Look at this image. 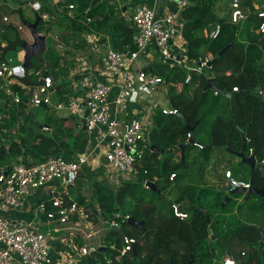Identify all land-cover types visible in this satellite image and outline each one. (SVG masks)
<instances>
[{"label":"trees","instance_id":"1","mask_svg":"<svg viewBox=\"0 0 264 264\" xmlns=\"http://www.w3.org/2000/svg\"><path fill=\"white\" fill-rule=\"evenodd\" d=\"M42 1L43 10L53 17L48 22L46 31H51L55 25L58 29L56 36L58 42L66 46L63 54H59L53 46L46 51L48 56L56 54L55 59L46 65V69L55 81L57 77L52 75L51 69L61 67L66 70L61 66L63 56L83 49L86 44L85 36H98L105 43L107 41V44L116 51L136 50V46L132 42L134 30L125 17L126 0H119L121 5L115 0H61L58 5L51 4L49 0ZM216 1L191 0L179 17L185 58L189 62L196 63L209 57L210 65L200 72L195 71L189 74L178 67L167 68L166 71L159 73L169 85L170 106L183 117L184 123L178 116L154 113L150 119L151 130L147 135L149 150L143 161L148 172L147 175L134 181L125 182L119 188H111L103 181H98L92 173L89 200L86 201L83 197H78L76 200L89 210L93 219L98 216V213L104 219H110L113 213L122 212L123 215L128 214L135 220L143 222L142 228L139 229L126 223L122 224L123 220H119V232L110 230L106 232L104 239L108 242L106 249L103 252L98 251L94 256L82 260L79 264H186L190 256V249L194 257L192 264H207L205 261L210 257V254L207 249H204L203 243L209 235L206 216L210 217V215L198 204V201L204 200L210 194L215 199L216 205L219 206L222 194L215 190H200L196 198L192 197L185 210L183 209L187 218L179 220L172 216L171 204H169L168 214L160 213L154 204L139 197V191L146 190L141 184L144 180L152 182L153 178H156L157 181L154 184L161 191V187L166 186L165 183H168L171 174L177 176L178 169H183L184 165L180 162L175 163L173 159L179 153V146L188 140V133L184 127L196 124L193 131L195 139L196 129L204 124L205 119L215 109L220 99L223 103L218 104L217 107H222L224 113L214 117L211 122L209 148L240 152L243 146L240 129H243L246 155L254 156L257 163L264 160V102L252 94L259 86H264V74H262L264 70L254 67L255 60L260 55V49H258L257 36L249 33L250 29H258L261 19L252 9L254 0H241V10L248 11L247 20L243 26L232 24L230 18L218 19L214 13ZM137 2L142 3L141 0H132V5L134 6ZM70 3L75 6L71 11V17L68 16L66 7ZM18 13L21 23L24 25L34 22V19L29 20L23 15L21 8ZM216 25L220 27L218 37L214 40L205 38L203 30L210 31ZM43 28L44 24L39 22L36 30L41 32ZM243 33L252 44L249 49L240 41ZM2 43H5L3 48L1 47ZM226 46L228 48L220 56L219 53ZM21 50L15 44V38L10 39L5 34V30L0 33V60L14 57ZM250 50L251 56L248 58ZM41 57L37 60L40 61ZM248 59H252L250 63H248ZM32 61L33 57L30 60L31 70L43 67ZM67 62L72 63V61ZM31 70L27 69L28 72ZM187 75H189V80L185 82ZM209 79H212L216 88L234 93L231 99V113L227 111L225 97L222 94L215 95L209 90L204 92ZM31 81V76H28L23 80V83H33ZM68 85L69 83H66L65 87L67 88ZM66 88L63 89V85L56 87L60 93L68 92ZM234 88L237 89V92L233 91ZM14 90L22 93L18 87H14ZM243 92L250 93L242 95ZM61 96L62 94L58 98L59 101L64 100ZM7 109L0 108V113L5 115ZM18 114L20 112L15 109L14 114L10 117L6 116L7 119L4 120L0 129H5L11 135V128L16 125ZM7 120H12V123L8 124ZM45 126L43 125V127ZM21 129L20 126L17 128L19 134ZM38 136L39 133L30 131L28 137L19 135L16 136L18 140H10L7 148L1 146L0 166H2L1 162L5 157L17 162L22 157L26 161L31 158L33 162H41L56 154L57 157H62L64 160H71L73 155L71 152L68 155L62 154L64 149H69V144L60 139L57 134L51 137ZM83 147L84 144H80L76 151L82 152ZM84 173L90 174V171L87 172L85 169ZM84 173L81 175L79 173L77 179L84 178ZM248 178L253 187H262L263 181L259 171H250ZM260 233L261 231L256 227L240 225L232 230V237L240 245L244 244V246L255 250L254 244L258 242ZM124 236L136 240L134 246L136 254L131 251L116 260L123 247ZM107 260L110 263H107Z\"/></svg>","mask_w":264,"mask_h":264},{"label":"built area","instance_id":"2","mask_svg":"<svg viewBox=\"0 0 264 264\" xmlns=\"http://www.w3.org/2000/svg\"><path fill=\"white\" fill-rule=\"evenodd\" d=\"M8 1L18 3L20 8H29L34 14L33 19L38 17L44 24L42 31L37 32L38 35L46 38L47 24L53 17L43 10L42 0H0V6ZM49 1L53 5L61 2ZM190 1H172L175 9H163L160 16L158 6L134 5L127 21L134 30L132 42L136 46L135 51H116L102 38L88 35L84 39L92 47V51L102 52L99 63L91 64L89 62L93 61L88 58L89 62L86 61L83 65L80 55H76L77 60L69 58L75 65L80 63V72L70 79V92L61 96L64 100H58L55 109L66 110L71 116L80 118L89 131L99 128L102 139H108L102 166L111 188H119L125 182L147 175L143 161L149 150L147 135L152 126L151 116L156 112L165 116L179 114L170 106L169 85L161 74L149 67L159 62V65L168 68H182L189 74L200 72L210 63L209 57L196 63L189 62L184 56L185 48L178 41L181 39V28L177 31V27L181 26L179 17ZM66 7L67 14L71 17L75 6L70 3ZM231 8L232 24H238L246 18L240 8V0H232ZM257 17L261 22L256 33L264 37V11L257 12ZM87 21L89 22L88 19ZM7 22L8 18L3 17L2 23ZM26 30L28 31L27 28ZM219 33L220 27L216 25L205 33V38L214 40ZM55 43L56 41L53 43L54 49L63 54L64 49L59 52ZM4 46L5 43H2L1 47ZM262 47L264 48V39ZM20 52L22 54L18 52L16 58L7 57L0 60V80L3 82L0 88L5 97L4 101L0 100V108H9L8 103L11 102L18 111L42 106L48 109L52 104L51 98L56 93L54 79L46 69L47 66L28 72L24 67V51ZM141 56L146 60L145 65L135 66ZM28 76H31L33 83H23ZM188 80L189 75L185 82ZM14 87H18L22 93L14 90ZM233 91L237 92V89L234 88ZM258 93L262 95L263 90ZM132 103L142 105L141 111L146 110L149 117L144 115L141 118L129 114L128 107ZM5 119L7 117L4 113H0V126ZM18 127L19 125L16 129ZM6 134L9 133L1 128L0 139ZM187 137L190 138L189 135ZM193 146L199 150L203 149L201 144L193 143ZM90 156L91 153H85L69 161L56 156L41 162H33L30 158L24 163L19 159L17 164L0 166L1 212L19 211L27 203L32 192L42 191L41 189L52 183L57 185L54 190L45 191L48 200L40 201L36 205L34 218L30 222L13 221L0 215V264H79L82 260L94 256L100 247L106 249L108 243L93 244L91 241L97 239L103 231L119 228L118 221H127L130 216L115 212L112 218L104 219L98 213L93 219L83 204L71 199L70 192L75 188L78 173ZM263 162L264 160L260 163ZM175 177L171 174L169 181H173ZM224 178L227 186L250 189L248 182L235 178L229 170L224 172ZM156 181L157 179L153 178L152 182L144 180L141 184L144 189H149L147 183L154 184ZM170 210L172 216L179 220L187 218V214L176 204H172ZM38 215L45 217L46 224L59 228L63 233L54 237L44 232L41 229L42 223L35 220ZM135 244L134 238L124 236L123 247L116 260L131 252ZM107 263L110 261L107 260ZM222 264L237 263L231 257H226Z\"/></svg>","mask_w":264,"mask_h":264},{"label":"crops","instance_id":"3","mask_svg":"<svg viewBox=\"0 0 264 264\" xmlns=\"http://www.w3.org/2000/svg\"><path fill=\"white\" fill-rule=\"evenodd\" d=\"M128 1L132 5V0H126L127 3H128ZM224 1H226L225 2V6H224ZM141 2L142 3L137 2L135 5H137V4H146L149 7L158 6L159 10L161 9L162 11H163V9H165V10L167 9V10H170V11L175 9L174 4L170 0H141ZM231 3H232V0H220V2H219V0H217L216 4L214 6V11H215V15H216V17L218 19H228L230 17V13L232 12ZM240 3H241V0H240ZM13 4L15 5V8H12L11 5L8 2L5 5L4 4L1 5L0 7L3 8V9H6L9 12L15 13V17H16V19H18L19 22L16 23L14 21V18L11 20L10 16H8V15H2L0 17V20H1V24H0L1 32H3L5 30V34H7L10 39H13V38L16 39L18 37L21 40L25 41L26 43H32L31 41L27 42L26 38H24V39L22 38V35H24L25 32L28 33V31L25 30V28H24V27H26V25L21 23L20 16H19V13H18V10L20 9L19 4L16 3V2H13ZM129 6L130 5L127 4L126 7H129ZM252 9H253V11L255 13L264 11V0H254V3L252 4ZM21 10L23 11L24 8H21ZM219 12H220V14H218ZM222 12H224L225 14L222 15ZM243 13L246 15V18H247L248 11L244 10ZM23 15L28 19V17L24 13H23ZM3 17H7L8 18V22L7 23H4V24L2 23V18ZM246 18L244 20H241L238 23V25L240 27L245 24V21L247 20ZM180 28L182 30V26L179 25L177 27V31H180ZM208 31L209 30H206V29L203 30V36L204 37H205V33L208 32ZM249 33L254 34L255 36H257V38H258V49H260V55L255 60L254 67H257L258 69L260 68L261 70H264V48L262 47V43H261V40L263 39V37L259 36L256 33V30H253V29H250ZM27 38H28V35H27ZM178 41H179V43H182V45H184V40H183L182 36H181V39L180 38L178 39ZM240 41L248 49L250 48V46H252L251 42H249L247 40L245 33H243L242 37L240 38ZM250 52H251V50L248 51V58H250V56H251ZM19 54H22V52H19ZM81 58H82L83 65H85L84 63L89 60V59L87 60L84 57H81ZM62 60H65V59L63 58ZM251 60L248 59V63H250ZM67 61H71V60L68 59ZM89 63L97 64L96 62H89ZM142 65L144 66L145 64L143 63ZM61 66L64 68L63 65H61ZM149 68H151V70H154L157 73H160V71L162 73V72H164V70L166 71V69L168 67L163 66V65H159L158 63H155ZM69 69L70 70H69L68 79H69V82H71L70 79L73 76L76 75L75 73L80 72V70H75V64L70 66ZM262 74H264V73H262ZM56 87H57V85H56V82L54 80V89L56 90V93H57V94L55 93V95H57V97L59 98L60 94H62V93L58 92ZM66 89L68 90V92H63L62 96L63 95L66 96V94L68 95V93L70 92L71 88L68 85ZM259 90H263V92H264V86H259V88H257L256 92H258ZM225 102H226V98H225ZM222 103L223 102L220 99L219 102H217L215 109H213L211 111V113L205 119L204 123L211 124V122L213 121L214 117L222 115L224 113V110H223L222 107H217V106H219L218 104H222ZM141 107H142V105H140L138 103H136V104L132 103L128 107L129 108L128 112H129V114L137 115L138 117H141V118L144 115H146L147 118H148L149 114L146 113V110L141 111V109H140ZM64 111H65V116H64L65 118L63 119V124H64V128H65L64 132L66 133L65 138L68 139L70 147H69L68 150L64 149V152H62V154L63 155H68L69 152H71L73 154L72 157H71V160H73L78 155H82V154H85V153H91L92 154V156H90V159L88 160V162L82 167L81 171L79 172L80 175H81V174H83L85 172V169H86L87 172L90 171V174L84 173L85 174L84 178H78L76 180L75 188L70 192V197H71V199H74V200H77L78 197H80V198L83 197V198L86 199V201H88L89 197H90V192H89L90 189L89 188H90L91 180L93 179L92 173H94V177L98 181H103L106 185H108V179L105 176L106 173L104 172V167L102 166L104 164V154L107 151L106 143H107L108 139H102V135H101V132H100L99 128H97V129H95L93 131H89V130L85 129L86 127L84 126V124H83V122L81 121L80 118L75 117V116H71L66 110H64ZM67 118L70 119V122H66ZM40 128L43 129V130L46 128V130H44V132L50 133L49 137L55 135V133H54L55 129L53 130V132L51 134V131H52L53 128H47L46 126L43 127V125ZM40 128H38V130H41ZM39 136H41V135L39 134ZM12 138H13L14 141L18 140L17 137H12ZM12 138L10 137V134H6V135L2 136V138L0 139V147L1 146H5V148H7L8 147V143L6 141L10 140V139L12 140ZM63 140H65V139H63ZM80 144H84V147H83L82 152L78 153L76 150L79 148ZM188 147H186L185 150H184V164H183L184 168H188L186 166V153L189 150ZM199 151H201L203 156H208V153H210V151L208 152L206 146H203V149L199 150ZM230 156H231V154H230ZM231 157H232V159H227L230 164L232 163L233 160L235 161V163L239 164V159H236L233 156H231ZM173 161L175 163H179V162L181 163L180 153H178L174 157ZM209 164H210L209 161H207V167L206 168H208V170L212 169V171H213L214 167L216 166V161L215 160L212 161V166H210ZM217 165H218V163H217ZM242 167H245V168L249 169L245 165H240V170L242 169ZM226 170H229V169H225L224 172ZM245 170L246 169H244L243 171H245ZM229 171H231V170H229ZM246 171H248V170H246ZM231 172H232L234 177L237 178L239 176L240 180L247 181V180L244 179V178H246L245 175H244L246 173L240 174L238 170L237 171L233 170ZM237 172H238V174H237ZM79 173H78V175H79ZM220 174H222V173H220ZM178 178H179V176H178V173H177V176L174 178L173 181H168V183H165L166 184L165 187H161V188H163L162 190H167V192H168L167 194H170V196H171V194L176 193V196L174 195L175 197L173 196L174 198L169 200L168 204L166 203V205L168 206L167 210L165 212L161 211V213H163V214H168V212H169V204H171V205L172 204H176L178 206V208L182 212H184L183 209L185 210V208L187 207L188 202H190V199L192 197L196 198V196L198 195L197 194L198 190H195L194 186H192V185H188V186H186V187H184L182 189L177 190L176 192H173V190H171V189H172V187H174V184L176 183ZM104 179H105V181H104ZM221 179L217 180V182H216L217 185L216 184L213 185L215 188H218L219 182H224V181H220ZM223 180H225L224 177H223ZM56 186L57 185L55 183H52L49 186L45 187L44 189H41L42 191L36 190V191L32 192L28 196L27 203L23 206V208L21 210H19V211H10L9 212L12 219L8 215H3L2 213H4V212H1V211H0V215L5 217V218H7V219L13 220V221L30 222L34 218L33 211H34L36 205L40 201H47L48 200L47 194L45 193V191L52 190V189L54 190ZM211 189L213 190L214 188H212V187H210L209 189L206 188V190H211ZM146 190L151 192V190H149V189H146ZM162 190L160 191V193L158 195L156 193H154V194L157 195L158 197H161ZM208 196H210V194ZM223 197H224V195L222 194L221 199ZM206 199H207V197H206ZM238 199L243 202L242 205L241 204H237V205H241L240 209L237 210V208L236 209L233 208L231 212H228V211H225L224 209H222L223 212H224V213L222 212L223 215H222V213H219L218 215L217 214H213L212 212L211 213L215 216L216 220H218V218H221L218 221L221 222L222 225H225V221H226V223H227V221L229 223L230 219L234 218L236 220V218L234 216H231V215H235L236 217L239 216V214H241L243 216H247L248 215V217L250 216L251 220H247V219L246 220H241V219H239V221H240V223L242 224L243 227H249L250 226V227L258 228L261 231L260 234H262V236H263V246H264V203L262 202V199L261 200L257 199V200H259L257 202H255V200H253L252 201L253 204H249V202H247V203L245 202L244 203V201L240 197H238ZM209 200H210L209 201V204H210L209 208L212 209V204H215V199L211 198ZM221 202H222V200H221ZM252 206H254V207H252ZM219 208H220V206H219ZM257 212H259V214H257ZM5 213H8V212H5ZM231 217H233V218H231ZM35 220L42 223L41 229L44 232H47L48 234H50V235H52L54 237H57V236H59L60 234L63 233L59 228H54V226L46 224L45 217H43L42 215H38ZM260 221H263V222H260ZM244 225H249V226H244ZM106 232L107 231L101 232L99 237L97 239L91 241V243H93V244H98V243L106 244V243H108L107 241H104V239L106 238ZM238 243L239 242L235 238L232 237V233H231L229 247L228 248H224L226 251L223 252L222 256L216 262V264H222L224 258L229 257L228 253L232 254V256L235 259L240 260L244 264H264V259L261 258V255H260V253H259V251L257 249L253 250L250 247L247 248L246 246H244V244L240 245ZM237 246H238V248H237ZM56 248H58V246H56ZM244 248H247V249L245 250ZM248 249H249L250 252L247 251ZM242 253H244V254L241 255ZM53 257H55V255H53Z\"/></svg>","mask_w":264,"mask_h":264},{"label":"rangeland","instance_id":"4","mask_svg":"<svg viewBox=\"0 0 264 264\" xmlns=\"http://www.w3.org/2000/svg\"><path fill=\"white\" fill-rule=\"evenodd\" d=\"M115 1H117V0H115ZM219 2H220V0H219ZM225 2L226 1H224V6H225ZM8 3L11 5L12 8H15V5L13 4V2L8 1ZM117 3L119 5H121L119 0L117 1ZM127 4L130 6L127 7V10L125 12V17H126V19L129 20V16H130V14H132V10H133L134 6L131 5L129 3V1ZM23 13L28 17L29 20H32L34 18L33 12L27 7L24 8ZM214 13H215V11H214ZM218 14H220V12ZM224 14L225 13L222 12V15H224ZM2 15H8V16H10L11 20L14 18V21L16 23L19 22L18 19H16V17H15V13L9 12L6 9H3L0 7V17ZM0 24H1V20H0ZM25 30H26V28H25ZM57 30H58L57 27L54 25L52 27L51 31H45L46 43H47V50L46 51H48L53 46L54 41H56L55 46L58 48L59 52H62V49H64L66 47V46L61 45L60 42H57V39H56V36L58 35ZM0 33H1V29H0ZM27 35H28V38H27ZM22 38L23 39L26 38L27 42L32 41L30 33L28 34L27 32H25L24 35H22ZM92 50H93L92 47L86 43L84 45L83 49H79V52L73 51V52H71L70 55H64L63 57L65 60H61V63H62L61 65H63L66 70H63L61 67H60L61 69L60 68H58V69L52 68L51 69L52 75L57 77V80L55 81L56 85L57 86L63 85V89H65L66 88L65 84L69 83V79H68L69 70H70L69 67L72 66V63H74V62H72V63L67 62L66 63V61L69 58H71L73 60H77L76 55H80L86 59L89 58L93 62L99 63L102 52L101 51L100 52H96V51L93 52ZM11 55H13V53H11ZM16 56H14V58H16ZM55 57H56V54L48 56V53L45 52L42 55L40 61L37 60V58L33 57L32 62L38 66L45 67L47 64L51 63L55 59ZM145 61L146 60L144 59V57L141 56L140 59H138L135 66L138 65L139 67H143L142 64L145 63ZM75 68H77L75 70H78L80 68V63L77 62L75 65ZM0 86H3V82L1 80H0ZM0 100H3V101L5 100V97L3 96V93H2V88H0ZM51 101H52V104L48 107V109H43L41 107H32L30 109H20L19 110V112L21 113L20 118H17L16 125H14L13 128H11L12 133H11L10 137L12 138V137H16L19 135L21 137H23V136L28 137V134L30 131H31V133L37 132L41 136L49 137L50 133L44 132L43 129H41V130L37 129V127H41L42 125H46L49 128H53L51 131V134H52L53 130L55 129V134H57L60 137V139H65V141H67V143L69 144L68 139L65 138L66 133L64 132L65 128H64V124H63V119L65 118L64 117L65 111L55 109V106H56L57 101H58L57 95L52 96ZM12 104L13 103H11V102L8 103L9 108L5 111V116L10 117L12 114H14L15 108L12 106ZM6 122L8 124H11L12 120H10V121L7 120ZM66 122H70V119L67 118ZM17 125H19L20 128H22L20 130V134H19V130L16 129ZM210 126H211V124L204 123L203 125L199 126L196 129L195 134H194L195 135L194 136L195 142L197 144H201V145L203 144L202 146H206L208 152L210 151V153H208V156H203L201 151H199L198 149H196L193 146V143H191L189 145L190 146L188 148L189 150L186 153V166L188 168L178 169L177 173H178L179 178L177 179L176 183L174 184V187H172V189H171V190H173V192H176L177 190L182 189L188 185L194 186V189L198 190V192L200 190H206V188L209 189L210 187L215 188L213 185H215V184L217 185L216 182L218 179L222 178L220 181H224L223 177H224V170L225 169H229L231 171H233V170L237 171L238 163H235L234 160L232 161L231 164L228 162L227 159H232V157L230 156V154L227 151H225L223 149H219V148L218 149L217 148H209V143H210L209 128H210ZM10 140H7L6 142L9 144L11 142ZM188 140L186 142H188ZM214 160L216 161V166L214 167V170L213 171H212V169L208 170V168H206L207 167V161H209V163H210L209 165L212 166V161H214ZM217 163H218V165H217ZM1 164L2 165L17 164V161H15L13 159L11 160V159H8L7 157H5L3 159V161L1 162ZM244 169H246V168L242 167L241 170H244ZM220 173H222V174H220ZM237 174H238V172H237ZM237 178L239 179V176ZM104 181H105V179H104ZM220 185H221V182H219L218 187H220ZM162 189L163 188H161V190ZM167 193H168L167 190H162L161 197H158L157 195L153 194L150 191L140 190L139 191V197L143 198V200L146 202H151L152 204H154L156 206V208H158V210L161 213V211L165 212L167 210L168 206L166 205V203L168 204V201L176 196V193L171 194V196H170V194H167ZM211 198H212V195L208 196L207 199L205 197L204 200L203 199L199 200L198 204L200 206H202L203 209L211 217V218L209 217L210 222L208 224L209 235L203 243L204 249H207V251L210 254V257L207 258L208 261L206 259L205 262L207 264H216V262L222 256L223 252L226 251L224 248L229 247L232 230H234V229L238 228L240 225H242L240 223L239 219L251 220V217L250 216L248 217V215L243 216L241 214H239V216H237V217L235 215H231V216H234L236 218V220L233 217H231L233 219H230L229 223H228V221H227V223L225 221V225H222V223L218 221L221 218H218V220H216V218L213 214L218 215L219 213H222L223 212L222 209H224L225 211L231 212L236 201L238 200V197H236V201H232V202L228 203L227 205L224 206V208H221V207L219 208L221 202L218 204L219 206H217L216 205L217 203L215 202V204H212V209H210L209 208V205H210L209 199H211ZM257 201H259V200L255 199V202H257ZM120 213L123 214L122 212H120ZM223 213H222V215H223ZM2 214L8 215L11 218L9 212L8 213L4 212ZM257 214H259V212H257ZM260 222H263V221H260ZM238 244H240V243H238ZM237 248H238V246H237ZM247 248H244V249L246 250ZM247 251H249V249Z\"/></svg>","mask_w":264,"mask_h":264},{"label":"water","instance_id":"5","mask_svg":"<svg viewBox=\"0 0 264 264\" xmlns=\"http://www.w3.org/2000/svg\"><path fill=\"white\" fill-rule=\"evenodd\" d=\"M170 1L176 2L177 0H170ZM161 14H162V10L160 9L159 10V16ZM39 22H40V19L38 17H36L34 22L25 24L26 28L28 29V31L31 35L32 43H26L25 41L21 40L20 38L15 39V44L24 51V67L26 68V70L32 69V66L30 65V60L32 57L39 58L47 50L46 49V47H47L46 46V38L44 36L38 35L37 30H36ZM227 48H228V46H226L224 49H222L221 52L219 53V55L220 56L223 55ZM208 65H210V63H208ZM207 90L222 94L226 98V104H227L228 112L229 113L232 112L231 99H232V96L234 95L233 92L222 91V90L216 88L213 84L212 79L208 80V83H207L206 87L204 88V92ZM249 93L250 92H243L242 95H248ZM252 94L259 97L264 102V92L262 95L259 94L258 92H252ZM42 108L45 109V106H42ZM178 117L180 118L182 123H184L183 117L180 114H178ZM195 127H196V124L194 126H185L184 127L185 131L188 133L190 138H189L188 142H185L184 144L179 146V153H180V159H181L182 164H184V150H185V148L188 147L191 143H195V140L193 138V131H194ZM240 134L243 137V139H242L243 146H242L241 151L240 152H231L228 150V153L231 154V156H233L234 158L239 159L238 165H245L249 168L250 171H253V170L259 171L261 176H262L263 184H262L261 188L251 187L248 190H246L244 188H233L231 185L225 186L223 188H214V190H216L218 193H221L224 195L222 202L220 204L221 208H223L226 204H228L232 201H236V197L242 198L244 203L250 202V201L258 199V198L262 199V202L264 203V162L263 163H257L254 156L246 155V140L244 138V130L243 129H240ZM55 157H56V154H53L49 158H55ZM21 162L22 163L25 162L24 157L21 158ZM147 185L149 187V190H151V192L156 193L157 195L160 193V190L155 186V184L149 182V183H147ZM206 221L209 224L210 220H209L208 216H206ZM123 223H126L130 226L137 227L139 229H141L142 225H143V222H139V221L135 220L133 217H130L127 221L122 222V224ZM244 226H249V225H244ZM110 231L119 232V228H116V229L112 228V229H110ZM254 248L259 251L261 258L264 259V246H263L262 234H260L258 242H256L254 244ZM104 249H105L104 247H100L98 249V251L103 252ZM132 252L134 254H136L135 253V247H133ZM228 256L231 257L232 259H234L237 264H244L240 260L235 259L232 256V254L228 253ZM193 261H194V257L192 254V250L190 249V256H189L188 262L186 264H192Z\"/></svg>","mask_w":264,"mask_h":264},{"label":"flooded vegetation","instance_id":"6","mask_svg":"<svg viewBox=\"0 0 264 264\" xmlns=\"http://www.w3.org/2000/svg\"><path fill=\"white\" fill-rule=\"evenodd\" d=\"M237 168H238L237 170L240 172V174L246 173V174H244L245 177L247 178V181H245V182H248V183L250 184V188L253 187V186L251 185V181H250V179L248 178V177H249V172H250V170L247 169V168H246V170H248V171H246V170H245V171L240 170V165H238ZM225 186H227V185H226V181L224 180V182H221V186L218 187V188H223V187H225ZM211 190H212V189H211ZM213 190H214V189H213ZM258 199H260V198H258ZM260 200H261V199H260ZM239 201H240L239 199L236 201V203H235L236 205H234V207H233L234 209H236V208H237V210L240 209V206L243 204V202H242V201L239 202ZM252 201H253V200H252ZM252 201H251L249 204H253ZM246 203H247V202H246ZM237 204H241V205H237Z\"/></svg>","mask_w":264,"mask_h":264}]
</instances>
